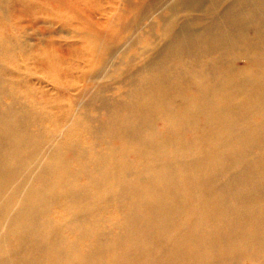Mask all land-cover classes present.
I'll list each match as a JSON object with an SVG mask.
<instances>
[{
	"label": "bare ground",
	"instance_id": "bare-ground-1",
	"mask_svg": "<svg viewBox=\"0 0 264 264\" xmlns=\"http://www.w3.org/2000/svg\"><path fill=\"white\" fill-rule=\"evenodd\" d=\"M173 1L0 0V264H264V0Z\"/></svg>",
	"mask_w": 264,
	"mask_h": 264
},
{
	"label": "rangeland",
	"instance_id": "rangeland-1",
	"mask_svg": "<svg viewBox=\"0 0 264 264\" xmlns=\"http://www.w3.org/2000/svg\"><path fill=\"white\" fill-rule=\"evenodd\" d=\"M174 1H175V0H174ZM174 1H173V2H174ZM227 1H228V3H229V0H224V1H222V2L220 3V5L218 6L220 12H222L223 8H225V5L227 4ZM224 4H225V5H224ZM140 28H142V29L145 30V28H144V23H142V24L140 25ZM39 29L42 30V29H43V26H40ZM130 33H131V32H129L128 34H130ZM136 35H138V36L143 35V32H142V31H141V32L139 31V33L137 32ZM56 38L59 40L58 37H56ZM62 52L65 53L64 51H62ZM234 63H235L236 65H238V66H243L242 62H240L239 60H237V57L235 58ZM245 264H250V263H245Z\"/></svg>",
	"mask_w": 264,
	"mask_h": 264
}]
</instances>
